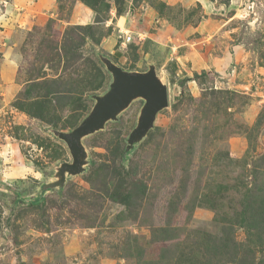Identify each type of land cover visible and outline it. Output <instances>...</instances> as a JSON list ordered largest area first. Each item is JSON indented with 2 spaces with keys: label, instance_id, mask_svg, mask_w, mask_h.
Returning <instances> with one entry per match:
<instances>
[{
  "label": "rangeland",
  "instance_id": "374dc122",
  "mask_svg": "<svg viewBox=\"0 0 264 264\" xmlns=\"http://www.w3.org/2000/svg\"><path fill=\"white\" fill-rule=\"evenodd\" d=\"M107 61L169 107L130 147L134 101L48 188ZM0 264H264V0H0Z\"/></svg>",
  "mask_w": 264,
  "mask_h": 264
},
{
  "label": "water",
  "instance_id": "95a60500",
  "mask_svg": "<svg viewBox=\"0 0 264 264\" xmlns=\"http://www.w3.org/2000/svg\"><path fill=\"white\" fill-rule=\"evenodd\" d=\"M106 66L114 79L111 90L105 97L97 99L92 113L77 129L69 135H58L59 139L67 144L73 163L62 165L59 182L48 188L62 187L66 182V175L82 174L85 151L81 141L102 131L107 123L116 121L134 101L142 100L145 106L138 128L130 137V147L147 136L154 128L158 114L169 107L168 90L161 84L155 69H150L146 74H128L108 61Z\"/></svg>",
  "mask_w": 264,
  "mask_h": 264
},
{
  "label": "trees",
  "instance_id": "16d2710c",
  "mask_svg": "<svg viewBox=\"0 0 264 264\" xmlns=\"http://www.w3.org/2000/svg\"><path fill=\"white\" fill-rule=\"evenodd\" d=\"M203 75L205 76L206 73H203ZM199 78H200V77H198V75H196L194 80H198ZM185 84H186L185 82H181V83H180V86L183 88V87H185Z\"/></svg>",
  "mask_w": 264,
  "mask_h": 264
},
{
  "label": "bare ground",
  "instance_id": "6f19581e",
  "mask_svg": "<svg viewBox=\"0 0 264 264\" xmlns=\"http://www.w3.org/2000/svg\"><path fill=\"white\" fill-rule=\"evenodd\" d=\"M161 82V81H160ZM162 84V83H161ZM163 85V84H162Z\"/></svg>",
  "mask_w": 264,
  "mask_h": 264
}]
</instances>
